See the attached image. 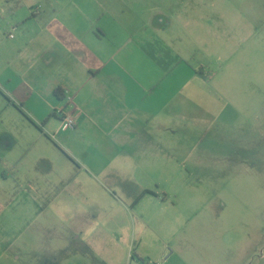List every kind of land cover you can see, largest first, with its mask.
<instances>
[{"label":"crops","instance_id":"0c3cea01","mask_svg":"<svg viewBox=\"0 0 264 264\" xmlns=\"http://www.w3.org/2000/svg\"><path fill=\"white\" fill-rule=\"evenodd\" d=\"M39 10L0 63V109L22 122L15 135L0 129V257L16 264L52 263L53 219L91 212L67 207L62 166L77 153L63 138L66 151L55 146L49 135L68 131L80 147L104 146L127 159L146 152L144 160L164 163L159 152L172 150L174 136L187 134L190 120L211 104L208 52L229 50L230 38L239 37L235 24L245 20L236 0H46ZM255 34L243 32L236 43L247 45ZM68 97L77 109L71 131L57 116ZM73 194L91 200L84 191ZM149 197L166 204L168 196ZM64 229L61 251L75 241L94 259L117 256L96 228ZM118 232L125 231L105 235ZM38 236L39 249L19 254Z\"/></svg>","mask_w":264,"mask_h":264},{"label":"rangeland","instance_id":"374dc122","mask_svg":"<svg viewBox=\"0 0 264 264\" xmlns=\"http://www.w3.org/2000/svg\"><path fill=\"white\" fill-rule=\"evenodd\" d=\"M45 1L0 0L1 64ZM236 1L245 20L235 31L255 37L247 45L230 38L229 50L208 52L211 104L190 120L187 134L174 136L172 150L165 146L159 152L164 163L144 160L146 152L127 159L104 146L80 147L68 131L49 135L55 146L65 150L63 138L77 153L62 166L69 174L59 184L67 207L76 212L85 205L91 211L66 222L53 219L50 238L57 259L50 264H141L147 258L161 264H264V0ZM21 126L13 110L0 109V129L15 135ZM171 155L175 161H168ZM82 191L91 200L73 194ZM152 192L167 193V203L153 200ZM65 224L85 232L96 228L98 236L116 245L117 256L94 259L75 241L61 251ZM111 229L125 232L106 237ZM40 245V236L31 237L19 254L31 255ZM0 264L16 263L1 256Z\"/></svg>","mask_w":264,"mask_h":264},{"label":"built area","instance_id":"2783aa9c","mask_svg":"<svg viewBox=\"0 0 264 264\" xmlns=\"http://www.w3.org/2000/svg\"><path fill=\"white\" fill-rule=\"evenodd\" d=\"M67 104L65 107L59 109L57 111V116L59 117L61 123H62V127L63 128H70L73 127L75 124V113L77 112V109L74 105V103L72 102V99L70 97L67 98ZM70 107V108H69ZM141 264H161V262L159 261H153L150 259H142V261L140 262Z\"/></svg>","mask_w":264,"mask_h":264},{"label":"trees","instance_id":"16d2710c","mask_svg":"<svg viewBox=\"0 0 264 264\" xmlns=\"http://www.w3.org/2000/svg\"><path fill=\"white\" fill-rule=\"evenodd\" d=\"M54 94L57 96V97H60L61 95V92L57 89L54 91ZM142 261V259H140V262Z\"/></svg>","mask_w":264,"mask_h":264}]
</instances>
